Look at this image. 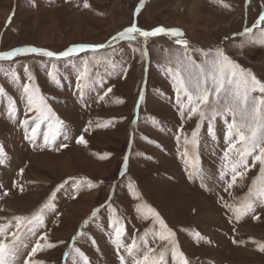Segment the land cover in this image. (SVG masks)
Returning a JSON list of instances; mask_svg holds the SVG:
<instances>
[{
    "label": "rangeland",
    "instance_id": "obj_1",
    "mask_svg": "<svg viewBox=\"0 0 264 264\" xmlns=\"http://www.w3.org/2000/svg\"><path fill=\"white\" fill-rule=\"evenodd\" d=\"M84 3L0 0V52L34 47L60 54L73 46L105 45L67 57L25 53L0 61V222L30 216L50 202L43 226L23 238L27 248H21L17 264L44 235L54 246L33 257L42 264H121L120 256L132 264L115 244L116 227L124 228V245H142L145 232L149 246L165 243L153 238L158 223L137 212L144 205L175 234L189 264H264V203L257 201L239 220L228 207L249 197L259 165L251 167L249 157L244 180L225 191L231 173L226 170L224 180L219 173L229 163L223 156L225 119L231 117L211 122L213 138L208 120L188 118L187 111L180 115L164 68L169 50L184 51L177 37L162 34L145 43L137 33L136 40L112 43L133 23L143 31L179 29L197 62L203 56L196 50L223 48L264 82V45L252 42L264 33V23L254 27L264 0H145L142 7L141 0H87V8ZM245 28H253L251 38L240 35ZM24 84L38 88L52 116L63 121L54 136L51 121L29 111ZM81 136L85 144L77 143ZM193 167L202 170L203 182L189 177ZM166 260L174 264L170 253Z\"/></svg>",
    "mask_w": 264,
    "mask_h": 264
},
{
    "label": "snow or ice",
    "instance_id": "obj_2",
    "mask_svg": "<svg viewBox=\"0 0 264 264\" xmlns=\"http://www.w3.org/2000/svg\"><path fill=\"white\" fill-rule=\"evenodd\" d=\"M145 0H141V7ZM84 7H89L85 0ZM224 7H229L227 4ZM140 7L136 9L139 13ZM264 23V14H261L256 21L254 27ZM253 32V28H245L241 36H249ZM139 34L144 38L146 43L149 37L159 35H169L177 37L175 43L183 48V52L169 50L170 55L166 57L164 68L173 80L174 90L176 92V100L179 105L180 115L183 117L185 111L188 118L193 115L197 116L201 121H209V134L214 136L211 122L217 117H231L227 124L225 141L227 147L224 150L223 159L229 163L222 166L219 173L220 180H224L227 171L231 173V179L225 181L227 188L232 189L238 182H242L250 170L248 163L249 157L252 158L251 167L259 165V175L252 182L249 189V197L236 206L229 205V209L235 214L237 220L255 210L257 201L264 203V82L258 79L250 70H245L240 64L233 61L224 51L223 48H217L214 52H201L203 59L197 62L189 54L188 41L179 39L183 33L179 29H165L157 27L151 31H143L139 29L135 23L130 27L112 37V40H136L135 34ZM264 45V33L261 34L259 41H252ZM96 51L105 45L92 46H73L63 53L56 54L51 51H45L34 47L16 48L11 51L0 52V61L11 60L12 58L25 54L37 53L46 57L71 56L77 51H84L86 48ZM243 48V45H239ZM109 63H111L109 61ZM87 73V68L81 73V79ZM29 76V80H31ZM110 92L111 89H108ZM23 92L27 97L29 111L37 113V119L42 121H51L49 128L50 133L54 136L63 127V121L55 118L51 114V110L44 103V98L39 95V89L30 84L23 85ZM0 94L3 90L0 89ZM107 95V93H105ZM186 98V99H185ZM211 98V99H210ZM103 99V97H101ZM27 123V121L25 122ZM39 125H37L38 127ZM199 127V125H198ZM36 129H33L35 132ZM193 145L196 144V132L192 133ZM187 142V141H186ZM77 143L85 144L84 137L81 136ZM66 147V145H65ZM230 154L235 158L232 159ZM2 155V152H0ZM187 157L188 153L183 154ZM3 161L0 160V163ZM187 163V160L185 161ZM227 170V171H226ZM23 171V170H21ZM198 176L203 182V172L201 169L193 167L189 177ZM7 196L8 193L3 194ZM255 197V199H252ZM3 199V196H0ZM50 207V202L44 204L40 209L30 216H13L11 219L0 222V264H17L20 256L21 248H27L23 238L25 236H35L37 230L43 226L45 209ZM137 212L142 217H151L154 222L159 225V232L153 233V238H158L161 243L158 247L148 245L145 232L144 237L140 240L141 245L136 240L131 244H122L121 237L124 234L123 226L115 228V244L117 248L123 247L128 256L132 258V264H167L166 254L170 253L174 264H189L184 254L179 250L175 240V234L168 229L165 222L160 218L159 214L150 206L144 205L143 208L137 207ZM117 223H119L117 221ZM14 229V230H12ZM197 238L202 239L197 233ZM40 240H44L42 245ZM239 243V241H233ZM54 245L47 242L46 235L40 236L31 248L28 258L23 264H42V262L33 259L38 251L45 248H51ZM264 251V245L260 247ZM74 251H78L75 250ZM121 264H125V257L120 256Z\"/></svg>",
    "mask_w": 264,
    "mask_h": 264
},
{
    "label": "bare ground",
    "instance_id": "obj_3",
    "mask_svg": "<svg viewBox=\"0 0 264 264\" xmlns=\"http://www.w3.org/2000/svg\"><path fill=\"white\" fill-rule=\"evenodd\" d=\"M135 35H136V34H135ZM118 40H119V39H117V40H113L112 43L115 42V41H118ZM0 216H2V215H0ZM0 218H1V217H0Z\"/></svg>",
    "mask_w": 264,
    "mask_h": 264
}]
</instances>
